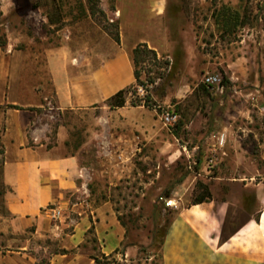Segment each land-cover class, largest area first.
<instances>
[{
	"label": "rangeland",
	"instance_id": "374dc122",
	"mask_svg": "<svg viewBox=\"0 0 264 264\" xmlns=\"http://www.w3.org/2000/svg\"><path fill=\"white\" fill-rule=\"evenodd\" d=\"M115 2L0 0V264H162L161 239L178 206L180 195H172L177 185L197 176L196 184H207L224 197L231 179L248 181L258 175L257 167L264 170L259 157L264 136L259 107L264 103V0H168L173 21L185 25L183 31L171 29L173 38L180 35V46L183 32L194 47L186 60L158 56L159 63H141L147 91L142 95L138 86L131 88L125 110L112 109L107 101L58 109L52 51L73 34L66 26L83 23L86 37L73 44L79 51L60 68L78 85L92 81L93 72L105 64L93 54L94 44L105 33L107 46L115 29L110 33L106 27L118 24L114 13L103 17L98 11L102 5L113 11ZM224 10L229 19L235 18L228 27L221 20ZM89 16L93 28L85 22ZM59 18L64 21L53 26L51 19ZM129 36L124 37L126 46L134 40ZM235 61L242 64L232 74L227 65ZM208 76H218L219 85L206 83ZM12 105L22 112L12 111ZM23 110L37 112L35 124L34 114ZM166 112L177 113L179 120L166 125ZM18 121L26 122L27 131H37L36 144L46 149L59 145L62 127L60 153L74 154L84 147L88 166L86 185L70 204L50 205L29 220L13 216L4 200L2 135ZM221 133H226L223 145ZM30 144L36 145L33 140ZM98 149L104 153H96ZM197 195L194 189L189 201ZM186 197L184 192L183 202ZM170 200L174 206L168 205ZM50 207L60 208L63 216L51 218ZM115 222L122 235L105 237L103 232Z\"/></svg>",
	"mask_w": 264,
	"mask_h": 264
},
{
	"label": "crops",
	"instance_id": "0c3cea01",
	"mask_svg": "<svg viewBox=\"0 0 264 264\" xmlns=\"http://www.w3.org/2000/svg\"><path fill=\"white\" fill-rule=\"evenodd\" d=\"M101 8L108 16L109 13L115 14L121 44L108 39L106 46L105 33H102L103 41L94 44L97 47L93 49V54L105 61V64L93 72L92 81L78 85L71 79V74L60 66L75 57V49L78 48L73 44L86 36L81 31V22L75 27H65L66 31L71 30L73 34L67 35L68 40L52 51L50 63L58 109L88 108L107 101L119 90L135 84L132 51L140 43L147 44L159 57L168 58L171 62L178 55L186 60L193 51L194 47L184 39L183 32L180 46V35L176 39L171 34V29L183 31L185 25L173 21L168 10V0H116L113 11L103 5ZM63 21L61 19L58 24H51L57 26ZM85 22L93 28L91 16L86 17ZM193 26L190 22L192 29ZM126 35L134 37V40L129 39L131 44L128 46L124 42ZM239 62L242 64V61H235L227 65L228 72L233 74L234 69L239 68ZM241 70L242 73L245 71L244 65ZM235 91L240 92V89ZM259 107L264 112V103ZM126 108L124 106L118 110ZM12 111L16 113L21 110ZM25 111L34 114L35 124L37 112ZM63 130L61 127L58 133L59 145L46 149L44 144H36L40 136L34 129L27 131L25 121H18L16 127L7 125L2 135L5 141L2 179L7 189L5 205L13 216L29 220L40 216L42 210L50 205L70 204L72 198L86 185L84 175L88 166L83 163L85 149L83 147L74 154H61L59 150ZM30 140L36 145H31ZM96 153L104 152L98 149ZM259 157L264 169V136ZM257 174L248 181L231 179L228 183L231 189L224 197L217 196L210 188L212 198L200 203L189 201L194 193L197 176H187L177 185L172 195H180V198L175 199L178 206L164 237L162 264H264V170L257 167ZM184 192L187 194V203L181 198ZM113 226V229L110 227L108 232H103L105 237L122 235L123 231L116 222Z\"/></svg>",
	"mask_w": 264,
	"mask_h": 264
},
{
	"label": "trees",
	"instance_id": "16d2710c",
	"mask_svg": "<svg viewBox=\"0 0 264 264\" xmlns=\"http://www.w3.org/2000/svg\"><path fill=\"white\" fill-rule=\"evenodd\" d=\"M90 13H91L92 17H95L96 12H94L92 8L90 9ZM98 13L101 14L103 17H106V15L103 11L100 10V11H98ZM226 13L227 12L225 10L223 12H221V20H223L224 25L228 27L229 22H231V21L235 22V18L232 17L231 19H229L228 15H226ZM60 21L61 20L59 18V20L58 19L57 20L51 19L50 22L54 23V24H58ZM106 29L109 30L110 33H113V29H115V33H113V39L115 40L116 43L121 44V37H120L118 24L112 22L109 26L106 27ZM1 46H4V44ZM132 60H133V64H134V75H135L136 82L134 85H131L125 89L119 90L116 94H114L112 97L107 99L108 105L112 109L122 108L126 105V102H127L126 94L131 90V88H133L134 86H140V85L145 86V82H144L143 77H142L143 71L141 68H139V65L141 63H144L147 60L154 61L156 63H159L161 61V59L158 58L157 52L153 49H150L147 46V44H145V43H140L133 49ZM164 63H165V65L170 66V68H172L173 64H171L169 61H166ZM202 88L204 91H206V87H202ZM12 108L20 109L16 105H12ZM199 163H200V161H199ZM195 191L198 192V195L195 197V199L193 201L194 203H200V202H203L207 199L212 198L211 190L207 184L197 182ZM167 196L170 197V194H168ZM169 223H170V221H169ZM169 223L166 225L165 230H164L163 235H162L161 248L163 245L164 237H165Z\"/></svg>",
	"mask_w": 264,
	"mask_h": 264
},
{
	"label": "built area",
	"instance_id": "2783aa9c",
	"mask_svg": "<svg viewBox=\"0 0 264 264\" xmlns=\"http://www.w3.org/2000/svg\"><path fill=\"white\" fill-rule=\"evenodd\" d=\"M206 83L210 85H219L220 78L218 76H208L205 79ZM137 91L139 94H144L147 90L146 87L140 85L137 87ZM180 116L175 112H166L163 114L164 123L166 125H173L179 120ZM226 140V133H221L218 141L220 145H223ZM169 206H174V202L172 200L167 202ZM48 214L53 219H60L63 216V211L58 207H50L48 210Z\"/></svg>",
	"mask_w": 264,
	"mask_h": 264
}]
</instances>
